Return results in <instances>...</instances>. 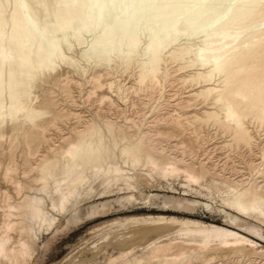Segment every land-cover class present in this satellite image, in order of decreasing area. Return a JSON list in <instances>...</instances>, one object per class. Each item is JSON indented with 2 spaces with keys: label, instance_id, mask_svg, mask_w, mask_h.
I'll return each instance as SVG.
<instances>
[{
  "label": "bare ground",
  "instance_id": "bare-ground-1",
  "mask_svg": "<svg viewBox=\"0 0 264 264\" xmlns=\"http://www.w3.org/2000/svg\"><path fill=\"white\" fill-rule=\"evenodd\" d=\"M83 78L85 116L58 99L59 93L76 106L71 93ZM183 88L195 95L173 98ZM163 96L174 102L154 111ZM199 97L213 109L189 110ZM68 116L80 124L63 131L58 120ZM209 122L232 142L209 147L210 134L201 128ZM250 122L264 126V0H0V173L17 197L0 185V264L31 262L40 231L73 209L86 174L107 169L103 183L112 185L122 173L115 149L125 165H145L152 179L183 176L188 188L214 183L232 212L219 225L128 217L119 226L138 238L157 231L155 247L148 254L124 251L103 264H264V247L236 229L264 238L263 227L246 219L264 225V147L258 149ZM35 161L42 163L38 187L54 179L51 212L43 208L46 197L26 193L36 181L28 176ZM157 198L165 209L193 211L201 204ZM114 203L89 205L86 218L115 210Z\"/></svg>",
  "mask_w": 264,
  "mask_h": 264
},
{
  "label": "rangeland",
  "instance_id": "rangeland-1",
  "mask_svg": "<svg viewBox=\"0 0 264 264\" xmlns=\"http://www.w3.org/2000/svg\"><path fill=\"white\" fill-rule=\"evenodd\" d=\"M79 50L80 47H77V52ZM64 68L65 65H61V67H58V71L62 72ZM100 70H101L100 68H96L95 72L99 73ZM81 85L78 87V88L81 87L80 89L78 88H77L78 90L73 89L71 93L72 95L74 94L73 97L76 100V106H70L69 101L66 100V98H64L63 95L59 93H58V99L61 106L73 107L74 109H78V110L81 109L82 114L80 113V115L85 116L90 111L88 109L89 107L84 102V97H85L84 93L86 92V90H88L89 87V84L87 83V79L83 78L81 80ZM164 89H165L164 92H166L167 90L166 82ZM186 93L190 96L195 95V92L190 91L188 88L187 89L183 88L179 91V94L173 98L181 97L183 96V94L184 96H187ZM164 95H166V93H164ZM173 98H171L172 100L170 98H169L170 100H168L167 97L165 96L160 98L158 103L155 105L154 111L157 110L161 104L167 106L172 102H174ZM197 99L191 102L192 106L189 107V110L194 112L196 111L195 112L196 114H202L206 110L213 109V105L210 104V99L204 101L202 100L201 97ZM121 107H124L123 109L128 110V107H126L123 104V102L121 103ZM76 123L77 125L80 124L79 121H77V119H75L73 116L64 117L61 119V121L58 120L59 127H61L59 129L63 131L75 127L74 125ZM248 127L251 133L256 137V144L258 149L259 150L263 149L264 126L263 125L259 126L258 123L250 122L248 123ZM201 128L204 132L206 133L208 132V135L210 134L209 147L212 143L215 144L218 142L217 144L221 145V144H230L232 142L231 136L223 128L219 127L218 125L212 122L204 123ZM52 131L53 130L50 131L51 134L55 132ZM103 143L104 145H106L107 139H103ZM120 144L121 142L118 145ZM114 151H115V160L122 169L121 175L119 173L114 174V177L116 178L115 180L116 183L113 182V184L109 186L106 183H103L104 180L109 175V171L107 169H104L102 173L97 176H94L90 173L86 174L85 175L86 177L83 180L84 183L82 182V184H79L77 186V190L75 193L76 194L75 200L73 201L74 204L73 209L65 216L59 215L58 216L59 219L57 221L58 224L56 223V226L53 229H50L51 231L50 230L40 231L39 238L37 240L38 250L36 251L34 257H32L31 262H29V264H103L104 262L107 261L108 257L118 256L120 253H124V251H126L125 253L131 252L137 255L150 253L155 247V245H153L152 242L156 238V234L158 232L157 231H154V233L151 232L147 234V236L145 235L143 237L144 239L142 237L141 238L134 237L131 234H129L126 229H123L118 224L119 222L124 221L128 217L141 216V215H167V216H177L181 218H194V219L202 220L204 222L219 225L224 223V216L227 213L232 212L230 209L225 207L221 201V199L225 197L227 194L225 192H222L221 190H218L217 185H215L216 186L215 187L214 183H207L206 186L193 185L191 188H188L184 184L185 179H183L184 178L183 176H178L177 178L179 179L173 177L172 179L168 178L165 180L159 178L158 176L152 179L147 176V173L149 171L145 165L134 167L131 164H126L127 165L126 166L120 159L118 151L116 149ZM11 157L16 162L15 163L13 161L14 164L19 163L18 168L16 165L18 171L17 177L23 179L22 178L23 165L19 151H15V153ZM200 157H202L201 153L199 154V158ZM220 158H224V155H221ZM36 161L32 166V168L29 170V174H28V176L31 179L36 181H33L34 184L32 183L30 190L26 189V193L31 196L32 194L34 196L37 195V197H40L42 199L46 197L43 200L44 202H42L43 208L46 211L51 212L49 206L51 199L54 197V194L52 193V191L54 192L53 189L54 179L52 177H48V179H46L45 182L44 181L41 182L43 186L45 185L47 186V187L45 186L47 189L44 187L45 189L42 190L41 188L42 186L38 187V183L41 180L40 169L42 163L39 162L38 165H36V163L38 162ZM1 178L2 177L0 173V185L7 189V191L10 193V195L13 197L14 200L17 199L16 195L14 194L12 185L9 184V182L2 181L3 179ZM127 182H130L132 185H134L136 190L135 189L133 190L131 187H129L127 185ZM215 182L218 183L217 181ZM88 190H92L91 192L92 197L87 198L84 201H82L80 204L76 205L79 201L83 199L85 195L84 193ZM31 191L32 193H29ZM101 193L103 194L101 195ZM159 194L193 198L196 200H200L201 204L200 207H198L196 210L193 211L190 210L180 211V210L167 209V208L165 209L162 208L159 204V199L157 198V195ZM107 199L115 200L114 203V206L116 208L115 210L108 211L107 214L101 213V215L98 214L93 217L86 218L87 212L89 210V205ZM121 205H123L124 207L121 208ZM246 219L249 220L250 222L262 226L264 229V225L260 224L256 220L252 218L251 219L246 218ZM75 220L77 222H75ZM36 226L37 225H34L35 233L38 232ZM236 229L240 230L250 238L256 240L257 242H259V244L262 247H264V238H261L253 233L247 232L240 228H236ZM51 235H54V239L49 243H47V240L50 238ZM121 240L122 242L125 243H122ZM250 253H252V251H250ZM260 258H263V256L262 257L260 256ZM260 258L258 257L257 260H259ZM233 264H237V263L233 262Z\"/></svg>",
  "mask_w": 264,
  "mask_h": 264
}]
</instances>
